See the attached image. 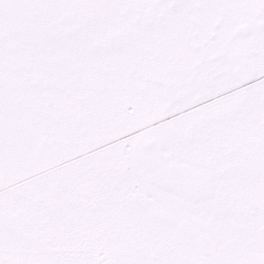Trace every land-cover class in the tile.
Returning a JSON list of instances; mask_svg holds the SVG:
<instances>
[{"label":"snow or ice","instance_id":"1","mask_svg":"<svg viewBox=\"0 0 264 264\" xmlns=\"http://www.w3.org/2000/svg\"><path fill=\"white\" fill-rule=\"evenodd\" d=\"M0 264H264V0H0Z\"/></svg>","mask_w":264,"mask_h":264}]
</instances>
